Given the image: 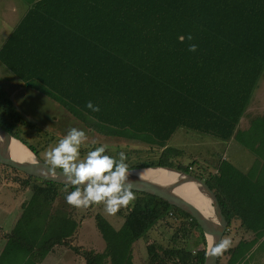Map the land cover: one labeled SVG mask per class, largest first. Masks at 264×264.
<instances>
[{"label":"trees","instance_id":"16d2710c","mask_svg":"<svg viewBox=\"0 0 264 264\" xmlns=\"http://www.w3.org/2000/svg\"><path fill=\"white\" fill-rule=\"evenodd\" d=\"M25 3L30 5L27 12L0 46V63L16 77L17 88L51 98L90 132L142 142L152 157L133 163L127 156L140 151L120 150L128 168L166 165L202 178L227 221L224 234L239 229L249 233L220 249L217 264L248 260L264 235V179L255 168L264 152V114L250 118L248 139L253 142L248 146L236 127L264 69V0ZM189 44L196 50L189 51ZM12 99L0 88V126L40 158L38 150L53 143L54 133L25 118ZM88 101L99 111L85 107ZM178 127L243 142L255 153L252 167L242 171L230 159L219 158L202 177L191 164L171 157L178 152L166 142ZM96 146L90 143L79 151ZM109 150L105 154L114 156ZM9 170L19 176L11 177ZM0 171H6L0 174V185L7 180L29 191L4 233L0 264H39L59 246L79 254L82 264H134L133 243L170 213L176 222L169 242H148L144 264L204 263L201 228L160 197L131 190L134 199L124 212L117 210L122 217L118 228L96 212L94 224L104 246L95 251L70 243L78 222L65 195L73 186L2 163Z\"/></svg>","mask_w":264,"mask_h":264},{"label":"rangeland","instance_id":"374dc122","mask_svg":"<svg viewBox=\"0 0 264 264\" xmlns=\"http://www.w3.org/2000/svg\"><path fill=\"white\" fill-rule=\"evenodd\" d=\"M21 1L25 2V0ZM11 5V0H0V45L17 19V15L11 12ZM2 17L9 19L3 22ZM16 83V77L0 63V88L5 90L8 97H13V105L16 106V109H18L29 121L38 124L44 128L45 131L54 133L53 143L38 150L39 157L43 161L45 151L55 146L58 140L73 127L83 129L86 133V140L82 144L83 147L89 146L90 143L98 146L103 144L111 149L109 151L114 156H116L117 151L120 150H125L127 152L130 150H138L140 151L138 155L130 153L127 156V160L133 161V163H142L144 161L143 158L152 157L148 147L142 142L118 137H108L93 131L90 132L80 122L73 119L70 114L66 113L51 98L41 92L28 88H16L18 86ZM245 111L246 114L247 109H245ZM247 116L248 119L244 113L242 114L238 121L236 131L244 135L245 144L248 146L253 142V140L248 138L250 131L249 120L254 115ZM33 142L35 141L33 140ZM166 146H170L177 150L178 155H176V157L171 156L175 162L183 165L191 164L190 167L195 173L206 178L210 171L212 172V169L207 168L206 165L216 163L221 156L224 158H227V155L233 156L232 159L229 158L231 159L230 161L238 165L237 157L238 154H240L239 150L243 147V142H239V140L236 141L235 139L223 141L210 134L178 127L166 142ZM253 146L254 145L251 147ZM247 149L251 151L250 148L247 147ZM80 153V158L83 159L87 151H80ZM261 154L262 155L257 159L259 164L255 166V168L257 170L256 172L260 173V176L264 179V152H261ZM253 155H255V153H253ZM234 157L236 158L235 161ZM5 172L1 173L0 171V174L4 175ZM10 175L11 177L19 176L16 172H10ZM4 182L5 183L0 185V251L4 244V233L9 231L13 226L21 210V203L29 194L28 190H23V188H20L16 183L7 180ZM125 206L126 205L119 207L122 212H124ZM96 212L101 213L115 228H118L122 222V217L118 215L117 212L108 215L104 211L103 203L93 204L87 208L74 207L73 217L77 220L78 227L76 229L77 231L70 239L71 244L78 246V248H87L95 251L103 249L104 240L94 224V214ZM172 216V214H169L167 218L159 221L155 226L149 229L146 233V238L142 237L133 243L132 259L134 264H144L143 259L146 254L145 245L148 242L154 240L161 245H166L169 242L170 235L173 232L174 222H176ZM243 230L244 229H239L237 232L232 231L224 234L221 238V242L227 240V246H229L236 242L238 238L248 236L249 233L243 232ZM250 252L249 259L242 264H264V235L256 242ZM49 259H58L55 264H60L61 262H63L61 264H82L80 255L64 246L55 247L54 254H51ZM54 262L55 261H53V263ZM42 264H48V260H45Z\"/></svg>","mask_w":264,"mask_h":264},{"label":"clouds","instance_id":"9594fccd","mask_svg":"<svg viewBox=\"0 0 264 264\" xmlns=\"http://www.w3.org/2000/svg\"><path fill=\"white\" fill-rule=\"evenodd\" d=\"M187 39L192 40L191 34ZM188 50L195 51L196 45L189 44ZM85 107L99 111V107L91 101ZM85 140L86 133L83 129L70 128L55 146L45 151V167L40 171L55 176L59 170L63 174L65 181L73 186V190L65 195V201L69 205L87 208L103 203L108 215L115 214L119 207L134 199V193L130 190L131 182L126 176L128 166L125 163V153L120 151L116 156L105 154L106 146L101 144L87 151L81 159L79 150ZM227 245L228 241L224 240L215 251L219 252Z\"/></svg>","mask_w":264,"mask_h":264},{"label":"water","instance_id":"95a60500","mask_svg":"<svg viewBox=\"0 0 264 264\" xmlns=\"http://www.w3.org/2000/svg\"><path fill=\"white\" fill-rule=\"evenodd\" d=\"M22 148L33 155V160L29 161L21 157ZM0 163L47 181L61 185H70L65 181V177L59 170H57V175L55 176L41 172L40 169L45 167L43 161L23 142L1 126ZM170 174L175 176L172 177ZM126 176L127 180L131 182L130 190L160 197L172 206L190 215L203 232L205 241L203 264H217L218 252L215 249L219 247L221 238L227 229V221L222 214L216 195L202 178L179 168L166 165L131 167L128 168ZM185 183H192L197 187L198 192H201L209 200L208 203L212 205L214 210V219L206 216L201 211L198 205V203L201 205L199 198L194 196L191 201L177 192V188Z\"/></svg>","mask_w":264,"mask_h":264},{"label":"crops","instance_id":"0c3cea01","mask_svg":"<svg viewBox=\"0 0 264 264\" xmlns=\"http://www.w3.org/2000/svg\"><path fill=\"white\" fill-rule=\"evenodd\" d=\"M11 4H12L11 8H10L11 12H14V14L17 15V19L13 23L12 29L7 33L5 38L18 25V23L20 22V20L22 19V17L27 12V10H28V8L30 6V5L26 4L25 2H23L21 0H11ZM8 19L7 18L5 19V18L2 17L3 22H5ZM5 38H4V40H5ZM255 88L256 89H254L253 92H252L253 96L251 95V97L249 99V103H248V105L246 107L247 113L245 114L246 111L244 112V115H246L247 119H248L247 115H262V114H264V69H263V71H262V73H261V75H260V77H259V79L257 81V84H256ZM248 113H252V114H248ZM241 148L242 149L239 150L240 154H238V157H237L238 165H236V164L235 165L242 171H248L252 167V162L251 161L253 160L254 155L251 153L250 150L247 149V147L243 146ZM240 156H241V158H240ZM220 158H224V157L221 156ZM229 158L232 159L233 156L227 155V159H229ZM235 159L236 158L234 157V161H235ZM217 162L212 164V165H210V164L206 165V167L214 170L215 165L217 164ZM54 250H55V247L45 256V258L39 264H42L45 260H48V264L57 263L58 259H49L50 255L54 254ZM53 261H55V262L53 263ZM61 263H63V262H61Z\"/></svg>","mask_w":264,"mask_h":264},{"label":"bare ground","instance_id":"6f19581e","mask_svg":"<svg viewBox=\"0 0 264 264\" xmlns=\"http://www.w3.org/2000/svg\"><path fill=\"white\" fill-rule=\"evenodd\" d=\"M21 148V147H20ZM21 157H23L24 159H27L29 161L33 160V155L27 151L24 150L23 148L21 149ZM163 174H166L165 172H162ZM172 177H174L175 175L170 174ZM177 192L179 194H181L182 196H185L187 199L191 200L193 199L194 196H196L197 198H199L201 201V205L200 203H198L199 207L201 208V211L208 217L213 218L214 219V210L212 205H210L209 200L203 196V194H201V192L199 193L197 190V187L194 186L192 183H185L183 185H181L180 187L177 188Z\"/></svg>","mask_w":264,"mask_h":264},{"label":"built area","instance_id":"2783aa9c","mask_svg":"<svg viewBox=\"0 0 264 264\" xmlns=\"http://www.w3.org/2000/svg\"><path fill=\"white\" fill-rule=\"evenodd\" d=\"M171 214V213H170Z\"/></svg>","mask_w":264,"mask_h":264}]
</instances>
